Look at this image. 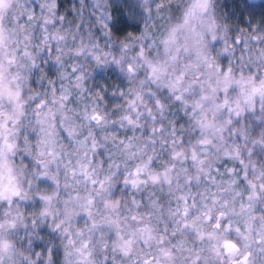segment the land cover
Segmentation results:
<instances>
[{
    "label": "clouds",
    "instance_id": "1",
    "mask_svg": "<svg viewBox=\"0 0 264 264\" xmlns=\"http://www.w3.org/2000/svg\"><path fill=\"white\" fill-rule=\"evenodd\" d=\"M0 264H264V0H0Z\"/></svg>",
    "mask_w": 264,
    "mask_h": 264
}]
</instances>
